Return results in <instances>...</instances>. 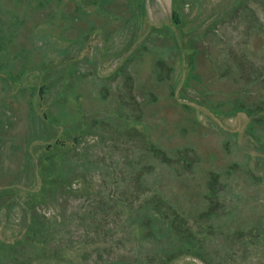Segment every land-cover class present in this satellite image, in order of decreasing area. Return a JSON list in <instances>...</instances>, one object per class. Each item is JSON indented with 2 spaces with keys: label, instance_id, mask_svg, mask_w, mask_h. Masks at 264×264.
<instances>
[{
  "label": "rangeland",
  "instance_id": "1",
  "mask_svg": "<svg viewBox=\"0 0 264 264\" xmlns=\"http://www.w3.org/2000/svg\"><path fill=\"white\" fill-rule=\"evenodd\" d=\"M0 264H264V0H0Z\"/></svg>",
  "mask_w": 264,
  "mask_h": 264
}]
</instances>
